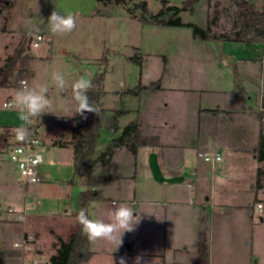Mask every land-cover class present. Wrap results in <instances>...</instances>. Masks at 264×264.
Returning <instances> with one entry per match:
<instances>
[{
	"label": "rangeland",
	"instance_id": "rangeland-1",
	"mask_svg": "<svg viewBox=\"0 0 264 264\" xmlns=\"http://www.w3.org/2000/svg\"><path fill=\"white\" fill-rule=\"evenodd\" d=\"M142 1L132 0L118 6L112 0H107L106 4L97 0L17 1L14 40L28 38L33 31L44 32L50 39L49 42L44 40L40 48H31L26 77L29 86L49 89V110L54 113L34 118L39 119L44 127L45 163L42 169L50 179L40 185H22L6 150L0 153V256L5 251H21L13 246L20 238L11 223L17 220H12L13 216H25L16 223H25L38 230L44 242L53 232L64 234L71 222L77 223L76 216L71 214L76 210L78 195L83 189L70 186L75 170L74 152L72 148H59L53 142L59 136L60 127L63 128L61 133L68 134L69 128L75 126V121L71 120L76 109L72 84L81 77L92 81L97 74H105L103 104L107 119L100 128L96 155L106 149L114 135L107 128V121L116 110L132 111L119 118L120 127L131 120H139L143 135H160L182 146L189 145L199 135L204 139L211 137L214 132L234 147L253 141L260 124L258 120L263 122L259 106L264 105V40L255 43L203 41L194 36L190 26L156 25L150 16V22L143 21L144 14L137 7ZM168 1L169 6L183 8L185 0ZM232 3L233 0H201L192 10L184 12L183 22H193L203 29L211 26L212 34L234 39L237 33L234 25L236 9ZM147 5L153 13L161 8L155 0H148ZM54 10L75 14L76 28L70 33L53 34L48 18ZM172 13L164 11L159 15L167 17ZM54 73H61L65 78L63 92L52 80ZM10 82V86L4 85L0 91V122L3 123L13 116L16 119L19 115L20 119L19 109L3 107L4 102L14 101L20 88V82ZM216 109L220 111L217 119L210 115ZM228 158L227 169L234 171L236 178L216 180L213 212L206 213L208 227L212 222L216 225L220 221L221 203H244V198L250 194L236 189L239 182H243V170L247 167L243 162L235 161V156ZM144 169L139 162L137 180H142ZM102 172L100 168L97 174ZM134 178L125 185L134 184ZM74 182L80 181L75 179ZM219 182L233 191L225 193L227 188L219 187ZM96 208L99 212L93 209L92 218L107 220V214ZM263 211L254 217L260 228H264L260 220L264 217ZM233 227V233L226 238L235 249V224ZM38 237L33 236L36 240ZM122 240L118 248L121 253L117 256L112 252L115 244L93 240L101 249L97 262L112 264L113 260L114 264H119V258L124 255L126 264H134L135 258L127 249L125 234ZM262 245L259 257L264 263V229ZM29 255L23 258L26 263L42 264L44 261ZM143 262L155 263L154 259H143Z\"/></svg>",
	"mask_w": 264,
	"mask_h": 264
},
{
	"label": "crops",
	"instance_id": "crops-1",
	"mask_svg": "<svg viewBox=\"0 0 264 264\" xmlns=\"http://www.w3.org/2000/svg\"><path fill=\"white\" fill-rule=\"evenodd\" d=\"M17 1L0 0V71L6 65L8 58L14 55L23 40L20 38L17 41L14 40L15 26H17L14 12L16 10L15 6H18ZM146 1L148 2V0ZM147 8L150 15H157L162 6L157 13L151 12L149 6ZM184 12L179 15L182 22ZM189 23L198 26L193 22ZM35 32L43 35L45 40L49 42L50 39L44 32ZM26 34L29 33L26 32ZM34 34L32 38L37 35ZM3 87L1 84L0 91ZM129 112L132 111H115V115L119 113L117 115L118 126L119 118ZM219 112L216 109L210 115L217 119L220 115ZM17 113L16 115H18ZM18 116L16 119H13L14 116L11 119L9 118L10 121L6 119L8 124L3 123L1 120L0 132L5 127H15L23 124ZM258 121L260 124L258 131L254 134L253 141H245L237 147L227 144L221 139V136L218 137L219 134L214 132L213 136L206 139L199 135V137H196L197 139L191 140L189 145L186 146L173 143L167 138L163 139L160 135L147 134L144 136L158 137L157 146L139 147L134 154L130 150L129 152L126 146L116 149L109 164L99 163L95 167L94 173L98 178L108 175L112 180L107 183L100 181L96 185L95 189L102 194V201L92 203L90 213L93 209L97 210L96 207H99L104 214H107L108 220V213L111 210L122 203L127 204L135 212L134 215H137V218L140 217V222L135 226V230L125 233V243H127V249L132 253L133 259L140 255L143 259H154V264H158V262H160L159 264H197L200 234L206 227L204 220H206L207 225L206 213L213 212L215 182L221 179L231 180L236 178V173L227 169L229 163L226 162L227 157L233 159L235 156V161L243 162L247 167L243 170L245 175L243 182H239L236 189H242L244 192H250V194L244 198V203H221L219 206L220 209H223V212L220 221L216 225L212 222L211 227H206L210 251L209 264H264L259 257L263 246L262 232L264 228H260L254 218L255 214L260 212L257 210L258 204H262L264 210V178L261 181L262 188L258 189L256 183L258 169L264 166V162L260 163L257 158L262 126L261 121ZM131 122L133 120L128 124ZM139 124L141 131L142 124L140 122ZM126 126H119L118 132L113 133L114 135L110 140L120 137ZM42 128L44 129L43 125ZM73 128H69V133L65 134V132L61 133L63 128L60 127L59 136L53 144L63 149L72 148L69 142L71 141ZM55 142L62 145L55 144ZM208 151L219 152L221 160L209 164L198 156L200 153ZM139 162H141V166L145 167L142 180L136 179ZM100 168L103 169V172L97 174ZM232 168L235 169L234 166ZM227 170L228 172L224 174ZM132 172H135V175H132ZM133 178L134 184L126 186L125 183ZM76 183V185L70 184V186L82 187L79 190H85L86 187L82 182ZM221 186L222 188L226 187L225 184L219 182V187ZM224 191L225 193H231L233 190L227 188ZM109 203L111 207L107 206ZM76 210L71 214L73 217L76 216L74 215ZM97 211L99 212V210ZM11 219L15 220L16 216ZM100 219L105 220L103 217ZM260 220L264 225V217H260ZM11 223L15 227L14 232H17L20 237L14 242L13 246L21 251H5L0 256V264H33L31 261H28V263L23 261V258L30 256L29 254L44 260L42 264H49L51 257L56 254L57 247L55 244L58 242V238L64 241L69 240L68 238L79 226L75 221L71 222L66 233L53 232L51 238L44 242L41 234L35 228H29L27 224L21 222L16 223L15 221L13 223L11 221ZM234 224L235 244L237 245L235 249L229 245L226 238L233 233ZM255 229L257 230L255 231ZM35 235H39L37 240L33 238ZM29 237H32V242L26 241ZM136 248L137 251L134 253ZM90 249L93 255L85 264H100L101 260L97 262V259L101 249L97 244H94L93 240H90ZM114 253L117 256L121 251L116 250Z\"/></svg>",
	"mask_w": 264,
	"mask_h": 264
},
{
	"label": "trees",
	"instance_id": "trees-1",
	"mask_svg": "<svg viewBox=\"0 0 264 264\" xmlns=\"http://www.w3.org/2000/svg\"><path fill=\"white\" fill-rule=\"evenodd\" d=\"M97 1L104 4L108 3L106 2L107 0ZM112 1L114 2V5L118 6L125 5L132 0ZM155 1H158L162 6L161 11L157 15L149 14L146 0H143L141 4H138V9L144 14L143 21L150 22L151 17L155 20L154 24L156 25H187L192 27L194 36L203 41L219 40V42L255 43L256 41L264 40V7L262 9L258 8L252 0H233L232 5L236 9L234 25L237 32L234 39L222 38L219 35L216 36L215 34H212L211 26L203 29L199 26L182 22L180 18L181 16H179L180 13L192 10L194 5L201 0H185L183 8L169 6L168 0ZM164 11H172L173 13L167 17H161L159 14H162ZM34 33L36 34L37 32H33L28 38H24L17 47L14 55L8 58L6 65L0 71V86L2 81V86H10V84H12L10 81L13 82V80H15L16 84H19L21 80H26L29 73L27 70L31 50L29 46ZM104 82L105 74H97L92 80V88L87 93L90 103L97 109V114L91 112L85 113L87 119H82L79 115H74L72 118V120L75 121V126L71 131V141L69 143L74 152L73 168L75 170L74 178L70 180V183H75V179H78L86 187L85 190L79 193L77 210L75 212L76 216L79 210L83 208L91 218L90 207L92 203L102 201V194L95 189L96 185L100 181L107 183L112 180L108 175L102 178H98L95 175L94 170L99 163L109 164L115 150L120 147L126 146L130 148L132 153H135L139 147L157 146L159 142L158 137L144 136L140 131L139 121L134 120L123 129L120 137L111 140L106 149L99 156H96V148L100 138V128L105 124L107 119L106 110L103 104V97L105 96ZM153 85L159 86L158 83H154ZM117 115L107 121V128L114 134L119 130ZM261 123L262 126L257 154L260 163L264 162V123ZM11 130L10 127H5L0 132V153H3L8 146L9 139L12 136ZM55 144L62 145L57 142H55ZM263 178L264 166L260 167L257 172L256 183L258 189L262 188L261 181ZM204 225L206 226V220H204ZM206 227L200 234L197 264H209L210 262ZM68 239L69 240L64 241L61 238H58V242L55 244L57 247L56 254L51 257L49 264H85L91 259L93 252L90 249V240L82 233L80 225Z\"/></svg>",
	"mask_w": 264,
	"mask_h": 264
},
{
	"label": "clouds",
	"instance_id": "clouds-1",
	"mask_svg": "<svg viewBox=\"0 0 264 264\" xmlns=\"http://www.w3.org/2000/svg\"><path fill=\"white\" fill-rule=\"evenodd\" d=\"M50 30L53 34H66L72 32L77 26L75 14H62L54 10L48 18ZM52 80L57 89L61 92L65 89V78L61 73H54ZM92 88L91 79L81 77L72 84V98L76 104L73 115H79L82 119H87L85 113L97 114L96 107L90 103L88 91ZM49 89L46 86L32 87L27 82H21V86L16 91V95L9 107L17 108L20 111V120L25 122L14 129L17 141H27L30 138V129L27 122L34 117H41L44 113H54L50 111L51 101L48 96ZM72 116V115H71ZM134 211L127 204H120L108 213V220L90 218L85 209H80L76 216L77 223L81 226L82 233L89 240H104L115 244L113 252L122 245V237L126 232L135 230V226L140 222V217L134 215ZM143 257H135L134 264H142ZM112 264L114 261L112 260ZM119 264H126V257L119 258ZM146 264V262H143Z\"/></svg>",
	"mask_w": 264,
	"mask_h": 264
},
{
	"label": "built area",
	"instance_id": "built-area-1",
	"mask_svg": "<svg viewBox=\"0 0 264 264\" xmlns=\"http://www.w3.org/2000/svg\"><path fill=\"white\" fill-rule=\"evenodd\" d=\"M255 3V6L258 8L264 7V0H252ZM45 38L41 34H37L34 38H32L30 42V48H38L40 47L41 43L44 42ZM27 82V79L20 81ZM12 101H7L3 104L4 108L10 109V104ZM259 113L261 119L264 123V105L260 104L259 106ZM25 122H23L24 124ZM21 126V125H19ZM10 127L12 130V136L9 139L8 146L6 148V152L10 162L14 165L15 170L18 175L19 182L24 185H32V184H42L48 182L50 179V175L46 174L43 171L42 166L45 163V149H44V142L42 140V125L39 122V119L32 118L30 121L27 122L26 126L30 129V138L27 141L21 142L17 141L15 137L14 129L19 127ZM207 163H214L221 160V155L219 152L216 151H208L202 152L198 155ZM263 205L258 204L257 210L263 211ZM14 213H16L14 211ZM24 216L21 214L17 215L16 221H21ZM32 238V237H31ZM30 237L26 240L27 242H32ZM31 264V263H30Z\"/></svg>",
	"mask_w": 264,
	"mask_h": 264
},
{
	"label": "water",
	"instance_id": "water-1",
	"mask_svg": "<svg viewBox=\"0 0 264 264\" xmlns=\"http://www.w3.org/2000/svg\"><path fill=\"white\" fill-rule=\"evenodd\" d=\"M1 84H3V81L1 82Z\"/></svg>",
	"mask_w": 264,
	"mask_h": 264
}]
</instances>
